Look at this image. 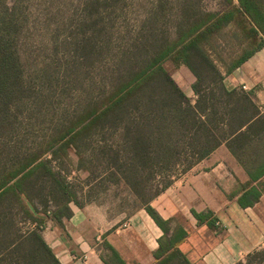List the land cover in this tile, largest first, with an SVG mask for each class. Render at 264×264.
<instances>
[{
  "label": "trees",
  "instance_id": "obj_1",
  "mask_svg": "<svg viewBox=\"0 0 264 264\" xmlns=\"http://www.w3.org/2000/svg\"><path fill=\"white\" fill-rule=\"evenodd\" d=\"M226 1L227 10L198 11L192 22L186 16L175 27V37L139 47L125 60L126 71L110 83L104 99L57 125L38 151L26 153L0 169V263H12L18 252V247H11L6 232L10 223L6 219L16 208L27 219L38 222L30 233L46 250L40 264H47V255L49 264H60L36 233L41 230V222L33 218L36 211L32 201L39 199L43 213H53L57 219L61 211H49V201L55 206L73 202L82 207L70 185L48 162L63 161L74 151L78 167L94 177L97 162L86 161L85 150L96 139L106 141L108 134H115L111 144L98 146L93 152L101 157L100 161L104 160L108 181L123 184L130 191L135 209L129 216L144 209L163 232L154 256L157 260L164 258V264L180 258L177 246L189 236L182 226L173 228V220L163 219L151 206L173 184V178L186 175L221 146L227 147L252 182L264 177V110L253 93L225 85L227 76L264 48V0ZM231 25L241 31L249 49L223 73L210 50L213 38ZM21 30L15 9L8 6L7 0H0V128L9 121L8 112L16 109L24 96L18 51ZM168 61L185 66L192 74L194 103L165 68ZM47 156L51 159H44ZM260 196L253 186L239 198V206L253 207ZM67 212L65 207L61 215L68 216ZM192 214L199 226L216 228L218 219L211 212L192 210ZM105 245L112 257L120 260L107 242Z\"/></svg>",
  "mask_w": 264,
  "mask_h": 264
},
{
  "label": "rangeland",
  "instance_id": "obj_2",
  "mask_svg": "<svg viewBox=\"0 0 264 264\" xmlns=\"http://www.w3.org/2000/svg\"><path fill=\"white\" fill-rule=\"evenodd\" d=\"M7 4L15 9L22 27L18 51L25 91L16 109L8 112L9 121L0 128V169L7 162L38 151L57 125L104 99L110 83L126 71L125 60L139 47L175 37V27L186 16L192 22L198 11L220 13L228 9L226 0H7ZM213 39L210 54L223 73L249 49L235 25ZM165 68L194 103L190 71L172 61L166 62ZM114 135L108 134L104 142L96 139L85 150V160L97 162L94 177L78 167L74 151L63 161L50 160L48 164L70 185L78 202L99 207L111 225L122 230L135 209L133 197L123 184L108 181L104 160L100 161L101 157L93 152L98 146L111 144ZM223 158V153L214 154L202 168ZM184 176L173 178V184ZM34 202L43 208L39 199ZM258 210L264 217V200ZM12 214L18 223L26 218L16 208ZM92 217L98 222L99 212H93ZM180 221L184 223L185 219ZM221 231L216 226L217 239H221ZM251 254L254 255L248 258ZM249 255L235 264H264V240Z\"/></svg>",
  "mask_w": 264,
  "mask_h": 264
},
{
  "label": "crops",
  "instance_id": "obj_3",
  "mask_svg": "<svg viewBox=\"0 0 264 264\" xmlns=\"http://www.w3.org/2000/svg\"><path fill=\"white\" fill-rule=\"evenodd\" d=\"M225 85L229 89L245 86L243 90L253 93L264 110V48L227 76ZM219 153H223V160L202 168L214 154ZM190 172L151 202L163 219L173 220V228L182 226L189 234L187 240L177 246L181 253L180 261L166 264L183 260L188 264H235L259 248L264 240V217L258 210L264 200V177L259 182H252L226 146H221ZM253 186L261 196L253 207L243 209L239 206V198ZM32 204L36 211L33 218L41 222V230L36 233L60 264H164V258L157 260L154 256L163 232L144 209L129 216L125 229L120 230L117 225H111L99 207L91 204L79 207L68 202L55 206L49 201V211L58 209L62 212L68 208V216L60 212L58 219L53 213L45 215L43 208L34 201ZM192 210L211 212L212 217L218 219L221 239H217L215 229H209L205 224L199 226ZM95 211L100 214L98 222L92 217ZM6 220L10 222L6 230L7 239L11 247H18V252L15 251L12 263L0 264H40L41 259L44 261L46 250L37 244L34 233H30L38 222L25 218L18 223L13 214ZM26 226L33 228L26 231ZM105 242L118 253L120 260L112 257ZM49 262L50 256L47 255V264Z\"/></svg>",
  "mask_w": 264,
  "mask_h": 264
},
{
  "label": "built area",
  "instance_id": "obj_4",
  "mask_svg": "<svg viewBox=\"0 0 264 264\" xmlns=\"http://www.w3.org/2000/svg\"><path fill=\"white\" fill-rule=\"evenodd\" d=\"M242 89H244V90H245V89H246V87H245V86H243V87H242Z\"/></svg>",
  "mask_w": 264,
  "mask_h": 264
}]
</instances>
